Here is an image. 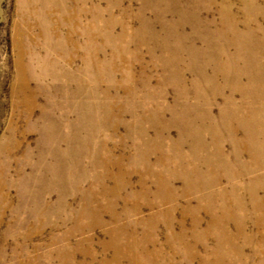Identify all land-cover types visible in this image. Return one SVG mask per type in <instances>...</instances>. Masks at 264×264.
<instances>
[{"label":"rangeland","instance_id":"obj_1","mask_svg":"<svg viewBox=\"0 0 264 264\" xmlns=\"http://www.w3.org/2000/svg\"><path fill=\"white\" fill-rule=\"evenodd\" d=\"M218 152L264 156V0H0V264H264Z\"/></svg>","mask_w":264,"mask_h":264},{"label":"bare ground","instance_id":"obj_2","mask_svg":"<svg viewBox=\"0 0 264 264\" xmlns=\"http://www.w3.org/2000/svg\"><path fill=\"white\" fill-rule=\"evenodd\" d=\"M225 131L228 132V133H231L233 131V129H232V127L230 125H228V127L226 128ZM242 154L246 155L248 160H250V161L246 162V163H242L241 160H240V156ZM215 156L216 157H211V159L209 160L211 162V163H209V166H213L215 170L212 169V168H209L207 170L206 174H207L208 181H207L206 185H203L202 187L203 188H206V187L209 188V187H213V186L217 187V186H221L222 185V184H220L218 178L215 176V173L223 174L224 177L226 178V180L229 178V180L231 179V180H235V181H238V182L248 181L245 184L244 188L239 186V185L235 186V185L232 184V185H230V188L228 186H227V188L226 187H223V188L221 187L222 189H220V191L226 193V192H229V189H230L232 194H236L239 197V192L240 191L244 192L246 190V192H244V193H246L247 196L249 197L252 207L249 209L250 212L247 211V214H243V215L245 217H247L248 214H253V218L255 219L254 220L255 225L257 226L258 230L260 231L259 233L262 234V232H264V206H263L264 205L263 204L264 203V197L259 198L257 196V191H259V190H263L264 191V188H263L264 187V178H263L264 177V156L261 155V156H257V157H251V156L247 155L245 152H240L236 156L232 155V157L235 160V162H233L231 159H229L228 157H226L225 155H223L220 152L215 154ZM180 160L183 161L182 164H186L185 159L182 160L181 157H180ZM259 160H260V163L255 164V165L253 164L254 161H259ZM193 161L195 162L197 160L194 159ZM230 162L232 163V165L229 164ZM233 169H235V170H233ZM254 182H255V184H254ZM197 183H198V185L202 184L201 182H197ZM201 189L202 188L200 186H197V187L194 188L195 191H199ZM164 191L166 193H169L170 195L172 193L171 187H169V186H164ZM216 192H218V191L215 190L214 193H216ZM203 199L204 198H202L201 200H203ZM211 199H217L220 202H221V200H223L222 198H220L218 196V194L211 195ZM204 200L207 202V197H205ZM220 205H222V203ZM211 207H212V204H210L209 210L211 209ZM225 207L227 208V205ZM234 207H235L234 208L235 210H238L240 212L242 211V213L245 212V205L244 204H242V207H241V206H237V202H236ZM198 210H199V208H197L196 210H193V211L197 212ZM219 210H221L220 206H219ZM246 210H247V208H246ZM227 212L224 211V210H221V212H220L221 216L224 219H227L228 217L230 218V216L227 215ZM228 214H229V212H228ZM226 216H228V217H226ZM219 220H220V218H219ZM196 224H197V222L194 221L193 222V227L197 228ZM211 225L212 226H216L217 225V219L216 218H213L211 220ZM242 229H243V225L242 224H240V226H237V234L241 235ZM184 237H185V233L182 231L178 235V238L176 239V241H179V243L182 244V246L184 244H186L185 241H184ZM224 238L226 240L225 243L231 241L230 237H228L227 235L224 236ZM244 240H245V243H248V242H250V243H254L255 242L257 244L259 243L258 247L260 248V251L262 249V246H264V240H262V239L253 240L250 237H245ZM262 254H264V253H262ZM135 260H136V258H135ZM135 263L142 264V260L137 258Z\"/></svg>","mask_w":264,"mask_h":264}]
</instances>
